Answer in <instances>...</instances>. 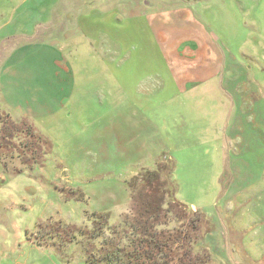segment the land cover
Listing matches in <instances>:
<instances>
[{"label": "rangeland", "instance_id": "rangeland-1", "mask_svg": "<svg viewBox=\"0 0 264 264\" xmlns=\"http://www.w3.org/2000/svg\"><path fill=\"white\" fill-rule=\"evenodd\" d=\"M6 117L52 152L31 168L28 139L5 140L0 264H85V236L54 229L106 213L98 259L128 228L131 178L160 164L163 208L186 215L158 231L188 233L195 264H264V0H0V131Z\"/></svg>", "mask_w": 264, "mask_h": 264}, {"label": "trees", "instance_id": "trees-1", "mask_svg": "<svg viewBox=\"0 0 264 264\" xmlns=\"http://www.w3.org/2000/svg\"><path fill=\"white\" fill-rule=\"evenodd\" d=\"M3 120L0 131V151L6 146L5 140L10 138L9 136L23 134L28 141L19 149L22 154L28 152L31 156V159L24 161L25 165L31 168L34 165L42 167L44 157L52 152L50 143L37 134L26 119L20 123L13 122L9 117ZM165 168L164 164H160L156 170L142 169L131 178L129 188L136 189L137 185H140V191L130 195L133 215L122 218V223L127 224L128 228L118 231L113 227L114 236L108 241H103L100 249L101 256L98 259L93 257V251L96 249L90 244L104 234L105 228L108 227V214L92 215V232L83 231L75 225L62 227L59 223L54 233L62 236L61 242L65 244L71 243L77 232L85 236L88 245L84 251L85 264H195V259L191 255L192 237L188 233L157 230L167 213L172 210H175L177 214L181 212L186 215L183 205L178 201H173L174 203L170 204L168 209L163 208L168 191L165 189L166 183L161 179L160 172ZM76 193L71 191L68 198H75ZM75 199L79 201L83 198ZM200 220V217L190 219L189 229L198 232ZM119 225L121 226V223ZM129 231H131L130 235H128ZM104 247H107L105 252H103Z\"/></svg>", "mask_w": 264, "mask_h": 264}, {"label": "crops", "instance_id": "crops-1", "mask_svg": "<svg viewBox=\"0 0 264 264\" xmlns=\"http://www.w3.org/2000/svg\"><path fill=\"white\" fill-rule=\"evenodd\" d=\"M215 75V74H214ZM212 76V75H211ZM202 77V78H201ZM201 78V79H200ZM197 79L198 80H203V81H208V80H211V77L209 76V77H205V75L204 74H202V73H200L199 72V74H198V77H197ZM48 108H49V110H48V112H50L51 111V109H50V107L48 106ZM239 109V107H237V108H235V115L237 114V113H239V111H237ZM23 117H21L20 119H22ZM14 119H16V118H14ZM235 119H236V117H235ZM224 131H225V129L223 128V137H226V134H224ZM234 133L236 134V136H239L238 134H240V133H244V130L243 129H241V128H235L234 129ZM249 136V135H248ZM234 142H236V141H234ZM243 143H244V140H241V138H240V141H238V145H243ZM235 145H237L236 143H235ZM159 153V152H158ZM157 155V154H156Z\"/></svg>", "mask_w": 264, "mask_h": 264}]
</instances>
